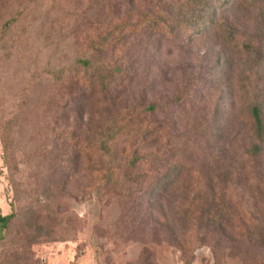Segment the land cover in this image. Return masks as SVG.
<instances>
[{"label": "rangeland", "instance_id": "rangeland-1", "mask_svg": "<svg viewBox=\"0 0 264 264\" xmlns=\"http://www.w3.org/2000/svg\"><path fill=\"white\" fill-rule=\"evenodd\" d=\"M175 1L0 0V29L10 23L0 43V216H12L0 264H77L88 250L91 264L264 258V150L256 161L248 158L253 139L242 110L245 88L264 101V50L253 57L242 48L264 47V0L229 6L218 31L207 25L169 37L140 22L169 12ZM108 32L119 40L99 54L92 40ZM82 60L110 63L124 77L106 92L90 90ZM123 118L128 132L155 130L148 148L135 141L133 149L161 161L95 188L86 154L97 150L102 129ZM124 140L113 145L119 163L131 157L122 152ZM169 166L184 177L171 176L162 199L134 193L131 180L142 171L163 174ZM187 196L213 201L222 220L192 225L182 209ZM254 225L260 239L251 235Z\"/></svg>", "mask_w": 264, "mask_h": 264}, {"label": "trees", "instance_id": "trees-1", "mask_svg": "<svg viewBox=\"0 0 264 264\" xmlns=\"http://www.w3.org/2000/svg\"><path fill=\"white\" fill-rule=\"evenodd\" d=\"M239 1L240 0H176L174 3L170 4L169 12L150 16L144 15L140 22L152 32L163 33L169 37H171L177 29L190 31L191 33L196 32L198 34L205 31L207 25H211L213 30L218 31L223 26V19H226L225 10L228 9L229 6L230 9L237 7ZM219 9L223 10L220 12ZM261 19L264 22V10L261 13ZM6 25L0 29V43L10 30V23H6ZM125 27V25H118L119 30ZM113 40L117 41L119 39H117L112 32L98 33L92 40L93 49L99 54H105L108 51L112 52L114 49ZM257 44L256 48L250 44H244L242 48L250 56H259V54H262L264 47H260L259 42ZM236 47L239 49L238 45H236ZM78 66L85 73L83 85L90 90L95 88L96 92H106L110 87L111 81L116 76L124 77L120 69L112 66L110 63H103L102 67H94L93 61L82 60L78 61ZM254 88L255 93L262 94L261 87L256 84ZM249 91L250 89L248 88L244 90L247 96L246 101L242 103V110L246 122L251 127V136L253 139V145L248 150L247 156L250 160L256 161L264 150V101L249 96ZM149 109L153 111L152 108ZM128 123L129 122H126L124 118L116 119L109 123L102 129L96 138L98 142L97 150H90L87 152L86 157L89 160L90 166L89 177L93 187L101 188L111 185L113 180L117 179L122 171L133 170L140 163L148 168L150 160H152L154 165L157 158L159 162L161 161V156L157 154L153 156L151 154L139 156L137 151L133 149L135 141L144 143L143 148H148L149 141H151L149 140L150 135H154L155 130L151 129L152 127L148 125L139 133H131L130 131L128 132V130H130ZM122 138H125L124 141L126 143V146L122 148V152L130 153L131 157L123 163H119L115 159L113 145ZM138 144L139 143L135 145ZM175 167L176 166L167 167L163 174H158V171H156L157 168L151 169V171H142L138 179L133 178L131 180V183L136 187L134 193L142 199L148 198L149 202L160 198L162 199L168 193L172 185L171 176L179 175L180 177H184L182 173L183 169ZM185 170L188 172L186 177H192L188 168H185ZM189 180L185 181L188 182ZM216 208L217 206L215 207L214 202L209 199L198 201L194 196H187L182 209L187 221L197 226V228H202L205 225H216L222 220L224 212L222 209L218 210ZM11 217V215L0 216L1 234L7 223L11 220ZM260 234V227L254 225L251 235L256 239H260ZM251 235L249 236L253 237ZM256 264H264V258Z\"/></svg>", "mask_w": 264, "mask_h": 264}, {"label": "crops", "instance_id": "crops-1", "mask_svg": "<svg viewBox=\"0 0 264 264\" xmlns=\"http://www.w3.org/2000/svg\"><path fill=\"white\" fill-rule=\"evenodd\" d=\"M90 258H92L94 260V251L93 250H88L85 253H81L80 258L77 260V264H91Z\"/></svg>", "mask_w": 264, "mask_h": 264}, {"label": "water", "instance_id": "water-1", "mask_svg": "<svg viewBox=\"0 0 264 264\" xmlns=\"http://www.w3.org/2000/svg\"><path fill=\"white\" fill-rule=\"evenodd\" d=\"M2 237V234H1V232H0V238Z\"/></svg>", "mask_w": 264, "mask_h": 264}]
</instances>
